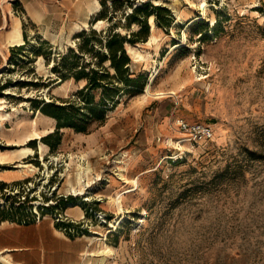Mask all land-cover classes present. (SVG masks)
I'll return each mask as SVG.
<instances>
[{
    "label": "rangeland",
    "instance_id": "1",
    "mask_svg": "<svg viewBox=\"0 0 264 264\" xmlns=\"http://www.w3.org/2000/svg\"><path fill=\"white\" fill-rule=\"evenodd\" d=\"M150 1L172 22L158 26L151 15L147 40L127 50L148 81L158 71L151 92L121 93L87 131L61 128L54 148L41 137L57 121L29 97L74 98L85 80H61L55 59L77 49L83 29L106 31L131 8L94 22L100 0H68L43 28L24 24L25 45L10 47L0 69V115L10 112L0 125V177L8 179L0 207L10 194L30 199L26 213L81 220L77 264H264V0ZM180 119L210 123L214 138L186 140ZM16 124L33 137L11 141Z\"/></svg>",
    "mask_w": 264,
    "mask_h": 264
},
{
    "label": "trees",
    "instance_id": "2",
    "mask_svg": "<svg viewBox=\"0 0 264 264\" xmlns=\"http://www.w3.org/2000/svg\"><path fill=\"white\" fill-rule=\"evenodd\" d=\"M100 0L101 9L94 16L93 21L101 19L117 18L118 10H122L125 4L131 10H123L124 23L120 20L111 25L108 30L91 28L83 29L81 34L83 39L79 42L77 49L70 48L60 58L55 59L52 70L56 72L61 80L74 78L75 80H85V84L76 92V98L61 100V102L45 101L40 98L29 97L36 110L56 119V129L41 137L51 148L59 142H50L53 135H57L60 140V129L72 127L77 131H87L94 121H104L107 110L111 104L118 102L117 96L123 92H133L141 90L147 85L148 72H135L131 69L132 58L127 50V43L135 44L147 40L150 24L148 19L155 15L158 26H169L172 22L170 10L161 4H154L150 0ZM165 13L164 21H162ZM134 24L137 29H132ZM117 25L129 28V32L123 33L116 30ZM24 44L14 46L21 49ZM13 48V47H12ZM40 55L41 52L36 51ZM88 54L90 58L86 56ZM48 61V59H47ZM33 84L25 81L22 85ZM35 84L39 85L37 82ZM7 84H3L0 89H4ZM99 93L96 100V92ZM0 91V95H1ZM8 182L0 180V190L7 187ZM9 206L0 207V221L9 220L20 224H27L37 221V212L26 213L24 206L30 199L14 200L8 194L6 199H11ZM15 202L18 204L15 205ZM31 207V203L29 204ZM88 209V208H86ZM54 212V211H52ZM90 213V212H89ZM88 213V214H89ZM45 215V213H41ZM58 228H66L69 236H78L86 233V228L82 223L60 221L56 223Z\"/></svg>",
    "mask_w": 264,
    "mask_h": 264
},
{
    "label": "crops",
    "instance_id": "3",
    "mask_svg": "<svg viewBox=\"0 0 264 264\" xmlns=\"http://www.w3.org/2000/svg\"><path fill=\"white\" fill-rule=\"evenodd\" d=\"M66 2L68 0H0V69L7 61L9 49L25 43L24 24L31 22L37 29L43 28L50 22L52 10L57 8L63 15ZM2 99L0 97V102ZM0 120L3 121L1 115ZM23 125L13 126L15 135L11 141L14 143L33 137L29 125ZM6 177L0 180L8 182ZM83 237L67 235L48 216L27 224L3 220L0 221V264H77L86 248Z\"/></svg>",
    "mask_w": 264,
    "mask_h": 264
},
{
    "label": "built area",
    "instance_id": "4",
    "mask_svg": "<svg viewBox=\"0 0 264 264\" xmlns=\"http://www.w3.org/2000/svg\"><path fill=\"white\" fill-rule=\"evenodd\" d=\"M178 128L183 137L186 140L191 142L202 143L214 138L215 130L210 123L201 122V121H193L189 122L184 119H180L178 121ZM37 212V221L40 220L42 217L46 215H41V213ZM52 220L54 221L55 225L57 222L66 221V222H75L79 223L81 220H78L68 214L66 211H54L50 214ZM98 215L103 218L104 215L102 213H98ZM82 223V222H81ZM60 230L66 233V228H59Z\"/></svg>",
    "mask_w": 264,
    "mask_h": 264
},
{
    "label": "bare ground",
    "instance_id": "5",
    "mask_svg": "<svg viewBox=\"0 0 264 264\" xmlns=\"http://www.w3.org/2000/svg\"><path fill=\"white\" fill-rule=\"evenodd\" d=\"M207 5V2H206V0H203V2H202V7L203 8H205V6ZM204 10V9H203ZM203 12V11H202ZM199 17V16H198ZM175 46V45H174ZM157 70L156 71H154L152 74H151V76H150V79H149V81H148V84H147V91L150 93L151 92V83L154 81V79H155V77L157 76L156 74H157ZM158 93H164V91H161V92H158ZM152 94V93H151ZM3 114H5V115H7V116H4V117H2V119H8L9 117H10V112H7V113H3ZM1 123H2V120H0V125H1ZM33 151V149L32 148H27V149H25L24 150V154L25 155H28V154H30L31 152ZM79 177V180H81V175L80 176H78ZM77 177V178H78ZM79 183V182H78ZM81 187V186H80ZM125 191V190H124ZM120 196L121 195H118V198L116 199V201H117V204H118V207L119 208H122V206H121V200H120Z\"/></svg>",
    "mask_w": 264,
    "mask_h": 264
},
{
    "label": "water",
    "instance_id": "6",
    "mask_svg": "<svg viewBox=\"0 0 264 264\" xmlns=\"http://www.w3.org/2000/svg\"><path fill=\"white\" fill-rule=\"evenodd\" d=\"M2 69H3V68H2ZM2 69H1V70H2ZM0 72H2V71H0Z\"/></svg>",
    "mask_w": 264,
    "mask_h": 264
}]
</instances>
